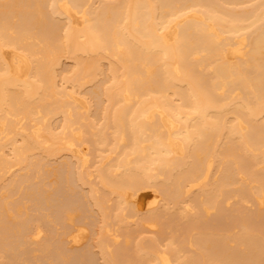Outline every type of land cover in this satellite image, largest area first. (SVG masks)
Returning a JSON list of instances; mask_svg holds the SVG:
<instances>
[{
	"label": "bare ground",
	"instance_id": "obj_1",
	"mask_svg": "<svg viewBox=\"0 0 264 264\" xmlns=\"http://www.w3.org/2000/svg\"><path fill=\"white\" fill-rule=\"evenodd\" d=\"M0 264H264V0H0Z\"/></svg>",
	"mask_w": 264,
	"mask_h": 264
}]
</instances>
